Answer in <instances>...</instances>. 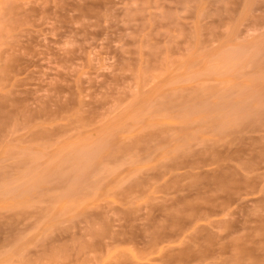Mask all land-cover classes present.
Here are the masks:
<instances>
[{"label":"rangeland","instance_id":"obj_1","mask_svg":"<svg viewBox=\"0 0 264 264\" xmlns=\"http://www.w3.org/2000/svg\"><path fill=\"white\" fill-rule=\"evenodd\" d=\"M0 264H264V0H0Z\"/></svg>","mask_w":264,"mask_h":264}]
</instances>
